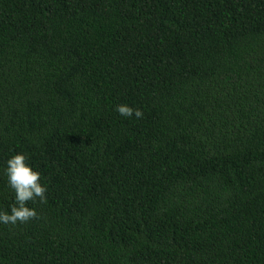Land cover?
<instances>
[{
	"label": "trees",
	"instance_id": "obj_1",
	"mask_svg": "<svg viewBox=\"0 0 264 264\" xmlns=\"http://www.w3.org/2000/svg\"><path fill=\"white\" fill-rule=\"evenodd\" d=\"M18 153L0 264H264V0H0V211Z\"/></svg>",
	"mask_w": 264,
	"mask_h": 264
},
{
	"label": "clouds",
	"instance_id": "obj_2",
	"mask_svg": "<svg viewBox=\"0 0 264 264\" xmlns=\"http://www.w3.org/2000/svg\"><path fill=\"white\" fill-rule=\"evenodd\" d=\"M116 111L125 117H143L140 109H133L126 104L117 105ZM5 172L8 185L14 192V203L10 207V213L0 211V223L15 225L17 222L27 223L38 219L36 210L27 204L37 199L40 203H46L47 189L40 182V173L27 163V157L23 153L15 154L7 160Z\"/></svg>",
	"mask_w": 264,
	"mask_h": 264
}]
</instances>
